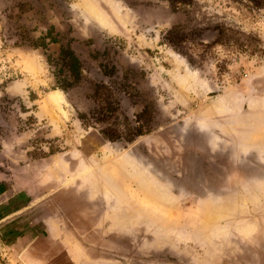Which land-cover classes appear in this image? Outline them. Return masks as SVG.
<instances>
[{"label": "rangeland", "instance_id": "obj_1", "mask_svg": "<svg viewBox=\"0 0 264 264\" xmlns=\"http://www.w3.org/2000/svg\"><path fill=\"white\" fill-rule=\"evenodd\" d=\"M0 169L3 264H264V0H0Z\"/></svg>", "mask_w": 264, "mask_h": 264}, {"label": "trees", "instance_id": "obj_2", "mask_svg": "<svg viewBox=\"0 0 264 264\" xmlns=\"http://www.w3.org/2000/svg\"><path fill=\"white\" fill-rule=\"evenodd\" d=\"M173 7L174 10L178 8L179 4L188 3L189 0H167ZM252 3L258 5L260 3V0H248ZM20 10L23 12L24 8L23 5L20 6ZM172 31L170 30L168 32V36H165V39L169 44H177L178 41H174V39H171ZM58 34V33H57ZM21 41L17 43L18 45L29 43L30 45L34 47H44L47 48L49 42H58V36L55 33V28L51 26L47 33L41 37L40 40L32 39L31 37L27 36L26 33L21 34ZM182 40V39H181ZM50 62H54L56 65V81H57V87L62 88L63 90H68L69 88L74 87L76 84H78L82 79V62L80 58L77 56L75 51L70 46H63L60 50V54L58 58H51L49 57ZM114 73L113 68L108 69L107 67L104 68V74L111 75ZM147 113V109H145L141 114H139V118H141L143 115ZM80 117H83L80 115ZM102 133L107 138H111L108 136L107 129L102 130ZM142 134V129L140 128L137 131V135Z\"/></svg>", "mask_w": 264, "mask_h": 264}, {"label": "crops", "instance_id": "obj_3", "mask_svg": "<svg viewBox=\"0 0 264 264\" xmlns=\"http://www.w3.org/2000/svg\"><path fill=\"white\" fill-rule=\"evenodd\" d=\"M0 185L6 187L13 186L9 187L11 191L15 190L20 192L22 195H25L26 197L33 198L32 191L29 188L30 184L25 181V178L23 176L15 175V177L13 178L10 177L9 173H7L6 171L4 172L2 169H0ZM17 209L19 208L13 210Z\"/></svg>", "mask_w": 264, "mask_h": 264}, {"label": "flooded vegetation", "instance_id": "obj_4", "mask_svg": "<svg viewBox=\"0 0 264 264\" xmlns=\"http://www.w3.org/2000/svg\"><path fill=\"white\" fill-rule=\"evenodd\" d=\"M50 27H51V26H50ZM50 27H49V28H50ZM53 27H54V26H53ZM49 28H48V29H49ZM54 28H55V27H54ZM48 29H47V31H48ZM47 31H46L45 33H43L42 36H44V35L47 33ZM55 33H56V35L58 36V39H59L58 42H60V33H59L58 31H56V29H55ZM57 33H58V34H57ZM42 36H41V37H42ZM41 37H40L39 39H35V40H40ZM31 38H32V37H31ZM32 39H33V38H32ZM47 41L49 42V44H50V43H57V42H50L49 39H48ZM19 42H20V41H19ZM19 42H18V43H19ZM26 44H27V43H26ZM28 44H29V43H28ZM49 44H48V46H49ZM17 45H18V44H17ZM22 45H24V44H22ZM29 45H30V44H29ZM18 46H19V45H18ZM31 46H32V45H31ZM48 46H47V47H48ZM63 46H70V45H62L61 48H62ZM33 47H34V46H33ZM40 47H41V46H40ZM70 47H71V46H70ZM34 48H39V47H34ZM43 48H44V47H43ZM71 48H72V47H71ZM45 49H47V48H45ZM72 49H73V48H72ZM60 50H61V49H60ZM73 50H74V49H73ZM75 53H76V52H75ZM59 54H60V52H59ZM59 54H58V56H59ZM76 54H77V53H76ZM58 56H57V58H58ZM77 56H78V54H77ZM49 57H51V58H53V57L50 56V55H48V61L50 62ZM78 57H79V56H78ZM79 58H80V57H79ZM55 59H56V58H55ZM80 60H81V58H80ZM81 62H82V60H81ZM50 64H51V62H50ZM53 64H54V62H53ZM51 65H52V64H51ZM54 66H55V71H56V65L54 64ZM82 66H83V65H82ZM104 68H105V66H104ZM82 69H83V67H82ZM54 76H55V78H56L55 72H54ZM82 78H83V71H82ZM81 80H82V79H81ZM80 82H81V81H80ZM80 82H79V83H80ZM56 83H57V81H56ZM79 83H78V84H79ZM76 85H77V84H76ZM76 85H75V86H76ZM75 86H74V87H75ZM58 88H60V87H58ZM72 88H73V87H72ZM60 89H62V88H60ZM69 89H70V88H69ZM62 90H63V89H62ZM64 91H67V90H64Z\"/></svg>", "mask_w": 264, "mask_h": 264}, {"label": "water", "instance_id": "obj_5", "mask_svg": "<svg viewBox=\"0 0 264 264\" xmlns=\"http://www.w3.org/2000/svg\"><path fill=\"white\" fill-rule=\"evenodd\" d=\"M0 264H3V262L1 261V259H0Z\"/></svg>", "mask_w": 264, "mask_h": 264}]
</instances>
